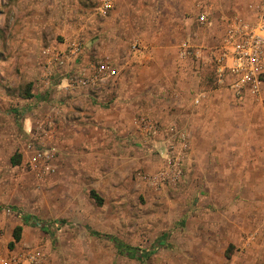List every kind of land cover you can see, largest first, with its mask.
<instances>
[{"label":"rangeland","instance_id":"obj_1","mask_svg":"<svg viewBox=\"0 0 264 264\" xmlns=\"http://www.w3.org/2000/svg\"><path fill=\"white\" fill-rule=\"evenodd\" d=\"M104 1L0 0V251L40 249L43 264H264V109L216 94L227 89L212 62L227 19L249 0H107L103 15ZM75 42L83 54L56 65ZM105 61L121 76L100 87L96 136L67 121L69 101L84 95L75 71ZM146 63L165 82L149 87L151 107L178 118L124 110L125 129L105 131L118 92ZM143 116L190 134L192 156L175 183H153L165 147L137 130ZM35 150L54 155L39 172L28 162ZM16 211L39 225L11 248ZM108 237L153 252L131 258Z\"/></svg>","mask_w":264,"mask_h":264},{"label":"built area","instance_id":"obj_2","mask_svg":"<svg viewBox=\"0 0 264 264\" xmlns=\"http://www.w3.org/2000/svg\"><path fill=\"white\" fill-rule=\"evenodd\" d=\"M112 3L104 1L101 12L106 15ZM200 24H207L208 17H198ZM181 58L189 55L190 46H182ZM56 57L54 63L63 65L65 61L74 60L83 54L79 42L71 44ZM58 63H57V62ZM213 69L217 84L227 89L235 99L244 101L251 98L264 107V0H249L241 9L227 19L223 33L213 51ZM121 76L117 63L111 61L97 62L92 66H82L75 71L73 79L78 87L97 88L116 82ZM75 85V84H74ZM197 104L199 100L195 101ZM134 125L141 134L151 138L160 137L164 141V150L159 149L163 167L152 177L154 184L175 183L183 176V167L187 153L188 136L185 130L176 124L158 126L143 116L135 119ZM54 155L49 151H33L28 162L33 171L49 165ZM44 254L40 249L30 250L26 254L3 255L0 264H43Z\"/></svg>","mask_w":264,"mask_h":264},{"label":"crops","instance_id":"obj_3","mask_svg":"<svg viewBox=\"0 0 264 264\" xmlns=\"http://www.w3.org/2000/svg\"><path fill=\"white\" fill-rule=\"evenodd\" d=\"M220 37L221 36H219L217 41H215V43L213 44L214 48L218 44ZM150 57H151V55L148 54V58H150ZM146 60H148V59H146ZM146 60H145V62H146ZM147 65L148 64L146 63V65H143L142 67L140 66L139 70L137 69V70H135V72L133 71V76L131 77L132 80L130 81L131 86L129 85V89L127 92L124 93V95H122L118 92L117 100L113 104H111V106L113 107L112 109H114V111L111 114H112V116H114L115 121L113 122L112 125L105 124L104 128H103L105 131L108 129H112L113 131L120 133L121 132L120 130L125 129V125H123V122H124L123 111L124 110H132L130 113V115H132V116L134 115L135 112L140 111V112H148V113L150 112L154 115L157 114L156 116H158L159 118H165L168 120H170L169 118H172V117L178 118V115H176L175 112H173L172 114H168L167 109H160L158 111L156 108L151 107L150 101H152L151 99L155 98L156 95H154L153 91H151L149 89V87L152 86L153 84L157 85L158 83L162 84L165 82H164V80L162 81V79H157L156 77H154L153 75L148 73L149 72L148 71L149 66H147ZM82 66L88 67V64H85ZM133 67H134V69L136 68L135 66H133ZM122 79H124V78H122ZM165 81H166V79H165ZM138 86L145 87V89L140 90ZM228 92L229 91H227V90L226 91H217L216 94H218V95L222 94L224 99L227 101L226 98H228V100H231L230 97H228V96H231V97L233 96L230 92H229L230 94H228ZM83 94L84 95L80 98L82 100V101L80 100V103H76L75 99H71L69 101L70 106L75 105V107L74 108L71 107V109L69 108L70 111H68V112H69L70 118H68L67 121L69 123L76 122V126H80V125L84 124L87 126L86 128H89L90 126H94V128H90L89 131L96 130L94 132V134L96 136L97 135L100 136V87H97L95 89H93V88L84 89ZM114 98H116V97H114ZM232 98L235 99V97H232ZM196 100H199V103H200L199 98ZM249 102L252 103L253 100L251 98H247L246 100L242 101V103H244V104L249 103ZM259 106L255 107V106H248L247 105V106H244V108L245 109H251V110L264 109L263 106H261V105H259ZM116 110H118V111H116ZM75 111H78V113L80 115H78L79 118L77 120H74V119L72 120L71 116H74V114H76ZM160 113H164V114H160ZM132 116H130V118ZM180 128L185 130V132L187 133V136H188L187 153H186V158H185V161H187L189 159V157L192 156V155H190V153H191L190 152V148H191L190 134L187 131V129H185L184 127H180ZM81 129H83V127H81ZM111 133H113V132L111 131ZM99 142H100V138H99ZM115 142L118 143L119 141L115 138ZM99 146H100V144H99ZM99 152H100V150H99ZM19 225H22V223ZM19 225H16V227ZM25 227H29V226H23V232H25ZM13 241H14V239H13ZM0 253L3 255H11V254L17 253V251H14V250L13 251H10V250L5 251L4 250V251H0Z\"/></svg>","mask_w":264,"mask_h":264},{"label":"trees","instance_id":"obj_4","mask_svg":"<svg viewBox=\"0 0 264 264\" xmlns=\"http://www.w3.org/2000/svg\"><path fill=\"white\" fill-rule=\"evenodd\" d=\"M16 157V159H15ZM17 158H20L19 155L14 156L11 161L12 164H16L17 162H19V160H17ZM92 195L98 200L100 201L99 197L95 194V192L92 193ZM101 202V201H100ZM16 215L20 216L22 219V225L17 226L14 229L13 232V239L14 241L12 243H10V247L13 248L15 247V245L17 243H19L21 241V237H22V232H23V226H31V225H39L38 221L35 219V217H32L30 215H22L21 213H19L18 211H16ZM42 230L44 231H48V227L46 226H41ZM108 239H110V241L114 244V246L116 247V249L125 255H128L131 258H138V257H149V255H151V253L153 251H144L143 253H139L138 249L132 248V247H128L125 246L120 240H118L117 238H113V237H108Z\"/></svg>","mask_w":264,"mask_h":264}]
</instances>
